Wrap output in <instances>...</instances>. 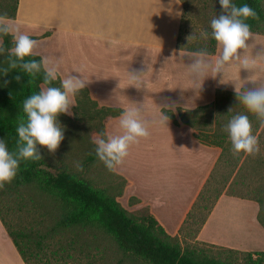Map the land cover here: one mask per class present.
I'll list each match as a JSON object with an SVG mask.
<instances>
[{
	"label": "trees",
	"instance_id": "1",
	"mask_svg": "<svg viewBox=\"0 0 264 264\" xmlns=\"http://www.w3.org/2000/svg\"><path fill=\"white\" fill-rule=\"evenodd\" d=\"M181 2L184 10L177 48L188 52L206 48L215 55L217 44L211 37L210 21L223 12L219 0H204V12L198 13L192 0ZM233 3L248 4L258 13V21L246 22L253 33L264 35V0ZM212 4L215 10L209 12ZM18 5L19 0H0V16L15 18ZM202 31L209 33L207 40L201 38ZM192 34L194 38L189 42L187 37ZM0 40L6 49L13 47L11 35ZM35 59L39 60L40 55ZM3 67H8L7 52L0 55V68ZM16 75L21 76L20 82L14 79ZM42 86H49L43 82V72L35 78L20 69L10 70L6 76L0 73V139L6 141L10 150L16 147L19 121L27 120L23 101ZM51 86L59 87V79ZM82 93L92 101L85 88L75 96L78 104ZM98 111L105 113V118L122 112L109 107H98ZM177 111L181 122L194 130L201 143L222 150L179 235L166 233L149 212L135 216L121 205L118 198L123 195L127 180L120 174H116L122 180L118 191L113 184L95 188L67 168L64 153L52 155L44 146H38L43 159L21 163L13 182L0 189V220L25 264H264V251L241 252L197 240L222 195L257 203V219L264 228V127L247 113L232 91L217 90L213 103ZM163 113L180 125L174 111L164 109ZM236 114H247L252 122L260 145L256 157L233 154L224 126ZM99 132L104 133L105 128ZM88 159L94 162L96 156ZM3 195L9 199L3 202ZM211 199L213 202L209 203ZM210 248L219 252L212 254ZM239 255L243 256L242 263L238 262Z\"/></svg>",
	"mask_w": 264,
	"mask_h": 264
},
{
	"label": "crops",
	"instance_id": "2",
	"mask_svg": "<svg viewBox=\"0 0 264 264\" xmlns=\"http://www.w3.org/2000/svg\"><path fill=\"white\" fill-rule=\"evenodd\" d=\"M183 10L181 0H19L15 18L8 19L40 45L62 42L68 51L64 56L66 69L59 68L61 77L85 78L89 96L99 106L121 111L132 105L145 106L143 116L149 122L151 135L132 146L131 151L146 155L144 166L150 181L139 187L125 173L124 166L116 172L127 178L125 193L131 190L128 195L137 199L135 208H147L171 236L179 235L222 152L219 147L201 143L194 130L181 122L177 109L193 110L213 103L217 90L235 92V83L242 90L264 83L262 62L256 74L233 66L223 84L219 83L223 74L194 84L188 70V56L193 52L177 48ZM253 34L249 44L255 56L264 52V35ZM37 52L52 61L57 57L56 53ZM105 53L114 61L113 70L102 67ZM217 55L218 51L210 59ZM136 59L143 62L138 70L144 69L146 84L139 88L129 80L127 66ZM253 75L255 82L250 79ZM164 109L176 113L179 126L169 117L166 123L158 122ZM119 116L110 117L108 133L110 127L120 133ZM248 203L254 202L221 196L197 240L229 249L243 246L228 229L249 230L247 215L239 208L233 213L222 212L231 205L245 207ZM219 223L223 227L219 228ZM0 264H25L1 220Z\"/></svg>",
	"mask_w": 264,
	"mask_h": 264
},
{
	"label": "clouds",
	"instance_id": "3",
	"mask_svg": "<svg viewBox=\"0 0 264 264\" xmlns=\"http://www.w3.org/2000/svg\"><path fill=\"white\" fill-rule=\"evenodd\" d=\"M219 3L223 12L210 21L211 37L216 41L218 55L212 60L211 54L204 48L188 56L190 60L188 70L194 84L201 82L203 84L206 78H215L220 74H223V78L219 83L223 84L225 76L233 66L256 74L264 62V52L255 56L250 53L249 41L253 39L254 34L246 22L248 19L258 21V13L248 4L237 6L233 0H219ZM8 35L12 36L13 47L6 49L0 44V55L7 52L8 61V67L0 68V73L6 76L10 70L20 69L35 78L37 74L43 72V82L49 86L34 92L23 101V112L27 120L19 121L15 150H10L6 141L0 139V189L13 182L21 163L27 165L28 162L43 159L38 146H44L50 154L55 155L65 138L58 117L61 114L73 115L71 109L75 105L74 97L87 85L83 77L68 75L62 78L59 63L49 57L40 56L39 60L35 59L39 55L37 49L40 42L22 33L7 17L0 16V37ZM200 36L207 40L209 33L202 31ZM193 38L194 34L187 37L189 42ZM129 76L137 88L146 85L144 75L129 73ZM254 76L250 79L255 82L257 80L253 79ZM14 79L20 82L21 76L16 75ZM58 79L60 86H51ZM234 91L247 113L255 116L264 127V83H259L249 90H242L235 83ZM144 110V105L126 107L118 118L120 133L104 132L93 140L96 156L109 171L114 172L124 165L130 156L132 146L150 137L149 122L144 119ZM231 111L232 109H229V112ZM167 121L168 117L161 113L158 122ZM224 131L228 134L234 155L243 153L256 157L260 154L259 141L253 133L252 122L247 114L231 116L224 126ZM76 168L83 171V165L79 162L76 163Z\"/></svg>",
	"mask_w": 264,
	"mask_h": 264
},
{
	"label": "rangeland",
	"instance_id": "4",
	"mask_svg": "<svg viewBox=\"0 0 264 264\" xmlns=\"http://www.w3.org/2000/svg\"><path fill=\"white\" fill-rule=\"evenodd\" d=\"M192 1H193L192 6L196 9L197 13L204 12L205 9L204 0H192ZM214 10H215L214 4L208 7L209 12ZM40 50L49 53L50 55L56 53L57 57L53 59V61L59 63V68L66 69L67 64L66 66L64 65L65 62L64 56H65V52L68 51V49L64 47L62 42L40 45L37 51ZM106 52H110V50H106ZM79 55L80 54H78V56L76 57L77 64L79 62L78 60L80 59ZM68 57H66V62L69 61ZM101 62H102V67L103 68L105 67V69H107L108 67L109 69L113 70V68L116 67L114 61L111 60L110 55L107 53H105V56ZM116 65L118 67L121 66L120 64H116ZM127 66L130 68L131 73L143 75L144 69L138 70L139 67H143L142 61H138V59H136V61L134 62L132 61L127 63ZM151 74L154 75V72H152ZM129 80L131 81L130 78ZM43 87L45 86H42V88ZM80 98H81V103L78 104L76 97H74L75 105L71 109L73 115L61 114L58 117L59 122L64 129L65 138L61 142V145L57 150V152L55 153V155L64 153L68 158L65 160V165L68 166L67 168L71 169V171L80 175V177L84 179L86 183L91 184L95 188H104L107 186L111 187V185L113 184L114 186L117 187L116 191H118L122 183L121 177H118V175H116L118 173H115V171L114 172L109 171L104 166V164L101 161H99L95 153V144L93 143V140L101 135L99 132L100 130L105 128V132H107V123L109 122L110 118H105L104 117L105 113L98 111V107L101 106L98 105L97 107V105H95L93 101L89 100L87 94L82 93ZM110 133L118 134L115 133V131H113L112 127H110ZM183 154L185 153L183 152ZM90 155L96 156L94 162H91V160L88 159ZM58 158L59 157H57V159ZM77 162L83 165L82 172L77 170L76 168ZM145 162H146V155L142 151L136 152L134 154L130 149V156L127 158L125 164L122 165L124 166L123 169L125 173L139 187L145 186L146 183L148 184V182L150 181V177L147 174V168L144 166ZM122 177L127 180V178H125L124 176ZM130 193L131 190L127 191V195H126L124 190L123 195L118 198V201L121 203V205L135 216H140L141 214H147V212H149L147 208H141V209L135 208V206L137 205V199L133 197L130 198V196L128 195ZM8 199H9L8 195H3V199H2L3 202ZM212 202L213 199L209 201V203ZM248 204L249 205L245 207L231 205L222 212L224 213L231 211L233 213L237 211L235 210L236 208H239L243 210V212L247 215L249 219L248 221L249 230L247 231L244 230V227H241L240 230L239 228L228 229V232L231 233V236L243 245L238 249H234V250H238L241 252L264 251V229L261 228L257 220L259 206L255 202ZM209 207L210 204H208V207L205 209L204 213H207ZM15 208L16 206H14V211ZM219 225H220L219 228L223 227L221 226L223 225V223L221 224L219 223ZM244 232H246L245 235H243V237H240V235ZM203 247L209 248L206 247L205 245ZM218 247L220 248L221 246ZM209 250L212 254L215 253L217 254L219 252L218 249L210 248ZM238 262L239 263L243 262V256L240 255L238 256Z\"/></svg>",
	"mask_w": 264,
	"mask_h": 264
}]
</instances>
